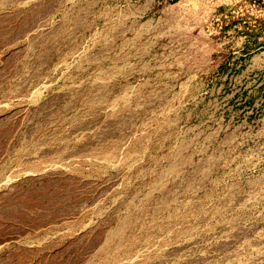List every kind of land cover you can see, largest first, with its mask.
<instances>
[{
	"label": "rangeland",
	"instance_id": "1",
	"mask_svg": "<svg viewBox=\"0 0 264 264\" xmlns=\"http://www.w3.org/2000/svg\"><path fill=\"white\" fill-rule=\"evenodd\" d=\"M0 264H264V0H0Z\"/></svg>",
	"mask_w": 264,
	"mask_h": 264
}]
</instances>
